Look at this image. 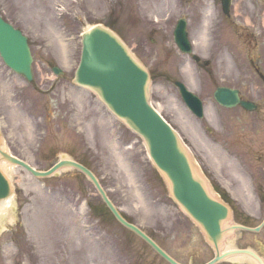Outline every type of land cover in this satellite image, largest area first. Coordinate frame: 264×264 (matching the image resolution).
<instances>
[{"label":"rangeland","instance_id":"rangeland-1","mask_svg":"<svg viewBox=\"0 0 264 264\" xmlns=\"http://www.w3.org/2000/svg\"><path fill=\"white\" fill-rule=\"evenodd\" d=\"M206 12L211 15L206 17ZM0 13L28 35L33 55L32 85L22 84L0 58V126L10 153L37 169H47L57 157L71 153L90 166L118 209L173 257L192 264L204 260L201 234L167 194L141 139L91 92L72 84L73 70L59 76L51 71L56 64L52 53L60 59L70 53L77 63L81 32L96 22L113 23L154 75L152 104L191 148L193 138L203 149L193 146L199 162L215 163L212 148L224 155L215 165L235 197V221L256 225L261 220L264 203L248 193L256 194L259 187L264 195V160L254 167L256 159L244 153L252 144L264 147V88L245 89L259 103L258 113L232 112L240 114L237 124L247 131L240 132L232 148L235 160L228 153V125L213 117L216 109L221 117L225 112L212 98L210 81H220L234 53H264V0H232L228 20L248 24L257 45L231 34L215 0H0ZM179 17L187 20L194 52L215 60L211 77L175 46L172 32ZM174 77L203 99L202 121L185 109L172 84ZM200 122L205 130L212 124L218 128L210 135L214 144L200 137ZM5 171L15 194L0 218V264H167L108 214L93 185L79 172L36 178L14 165Z\"/></svg>","mask_w":264,"mask_h":264},{"label":"water","instance_id":"water-1","mask_svg":"<svg viewBox=\"0 0 264 264\" xmlns=\"http://www.w3.org/2000/svg\"><path fill=\"white\" fill-rule=\"evenodd\" d=\"M222 1L223 10L227 12L229 0ZM174 34L180 49L189 52L183 20L178 22ZM0 55L11 69L31 79L32 57L26 37L1 17ZM73 82L95 93L116 117L142 137L154 165L164 178L169 195L200 228L208 242L217 247L228 230L241 227L228 224L231 220L229 207L212 193L177 132L150 104L149 73L113 30L103 24H94L82 33L80 61ZM177 85L188 107L201 117L200 100L187 91L182 83L177 82ZM215 98L227 106L240 102L243 107L252 108L251 104L238 100L236 91L227 88H218ZM0 158L22 166L37 177L57 174L56 171L65 166L81 170L94 183L103 201L122 225L140 235L172 264H178L144 232L120 215L96 177L81 164L61 159L47 171L35 170L2 148L1 134ZM11 194L10 181L0 169V205Z\"/></svg>","mask_w":264,"mask_h":264},{"label":"flooded vegetation","instance_id":"flooded-vegetation-1","mask_svg":"<svg viewBox=\"0 0 264 264\" xmlns=\"http://www.w3.org/2000/svg\"><path fill=\"white\" fill-rule=\"evenodd\" d=\"M233 31H235V33H238L237 28H233ZM247 34L248 37H253V39L255 40V36L252 32ZM234 54L235 55L233 57L231 65L224 67L223 74L220 77V79L222 80L221 85L224 87L236 89L241 99L252 100V98L246 96L245 89L248 90V88L250 87L260 89L261 85L264 86V53ZM207 61V66L212 67L214 60L210 58ZM197 64L201 65L200 61H198ZM236 107L240 110H243L239 106ZM223 117L224 122L228 125L227 127L231 131L235 132L236 126L233 123L235 115L226 114ZM237 138V135H232L230 137V141L232 143H237ZM261 148L262 147L260 146L254 148H247L248 151H246V154H248L251 158L256 159V163H253L254 167L259 168L260 160H264V150ZM249 149H254L255 151H249ZM214 160L216 163L215 157ZM215 163L212 162V165H215ZM216 171L218 175H222L220 169H216ZM210 182L214 188H217L218 186L221 187V184L215 174L212 175V179L210 180ZM218 192L224 200H230V197L224 195L221 190H219ZM253 196H255L258 200H264L263 194L257 193ZM263 233H241L237 237L235 243L228 245V248L226 246L223 248L222 252H226V255L216 264H264V241L261 240ZM236 249L245 251L240 253H232V251ZM235 255H239L240 258H232V256ZM205 256L206 260H210L215 256L214 249L209 245L206 246Z\"/></svg>","mask_w":264,"mask_h":264},{"label":"bare ground","instance_id":"bare-ground-1","mask_svg":"<svg viewBox=\"0 0 264 264\" xmlns=\"http://www.w3.org/2000/svg\"><path fill=\"white\" fill-rule=\"evenodd\" d=\"M208 15H211V13H210V12H206V17H207ZM0 165H1L2 168H4L5 170H6L7 168H11V167H12V165L6 163L5 161L0 162ZM69 169H70V168H69ZM61 171H63V170H60V173H61ZM10 203H11V199H5V200L1 203V205H0V218L4 216V212L9 208ZM227 246H228V245H227ZM227 246H226V247H227ZM229 247H230V246H229ZM227 248H228V247H227ZM225 249H226V248H225ZM225 249H224V250H225ZM233 252H235V253H240V251H239L238 249L233 250L232 253H233ZM220 255H221V257L223 258V257L226 255V252H222ZM232 258L239 259L240 256H239V255H235V256H232Z\"/></svg>","mask_w":264,"mask_h":264}]
</instances>
